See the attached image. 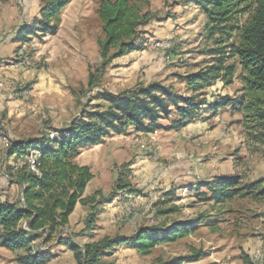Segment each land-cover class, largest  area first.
<instances>
[{"label": "rangeland", "instance_id": "rangeland-1", "mask_svg": "<svg viewBox=\"0 0 264 264\" xmlns=\"http://www.w3.org/2000/svg\"><path fill=\"white\" fill-rule=\"evenodd\" d=\"M100 1L69 0L54 31L44 30L34 20L39 0L28 6L22 3L25 13L31 10L25 21L35 30L7 63L20 69L17 78L0 80L1 199L16 203L21 199L18 170L36 153L29 149L26 157L7 156L11 142L41 136L56 139L72 121L88 120L89 112L107 107L101 93L160 83L178 94H195L206 104L178 127L170 126L179 117L172 107L150 132L134 127L110 130L101 142L81 148L75 161L93 174L84 195L100 191L112 200L96 207L92 223H87L90 207L78 203L56 235L82 246L105 236L132 237L145 227L180 225L192 233L158 244L149 254L137 252L131 244L110 246L96 264H204L210 258L216 264H245L244 256L251 264H264V196L238 194L214 202L203 186L225 175L237 176L242 184L264 179V143L246 134L238 111L222 107L212 114L214 101L233 97L240 87L237 65L231 84L217 80L196 93L187 85L185 76L210 59L207 51L213 41L205 34L206 15L192 0H130L151 16L139 40L142 47L108 61L100 72ZM158 41L166 42L163 49L157 48ZM90 73L97 78L92 87ZM119 182L129 183L136 192L118 189ZM42 238L31 244V252L45 260L42 264H79L66 243H44ZM192 247L204 255L193 260ZM26 253L0 246V264H23L19 257Z\"/></svg>", "mask_w": 264, "mask_h": 264}, {"label": "trees", "instance_id": "trees-1", "mask_svg": "<svg viewBox=\"0 0 264 264\" xmlns=\"http://www.w3.org/2000/svg\"><path fill=\"white\" fill-rule=\"evenodd\" d=\"M206 15L205 34L213 41L207 55L210 59L195 73L185 76L188 87L194 93L202 92L205 86L220 80L228 85L235 75V64L239 69L236 76L240 87L233 97H219L211 104L213 115L222 107H230L241 115L246 134L264 143V0H192ZM69 0H39L38 20L44 30L54 31L60 10ZM101 22L102 37L97 39L98 51L102 59L100 72L105 64L142 47L144 28L151 16L142 5L130 0H101L97 8ZM50 21L55 22L50 25ZM27 26V27H26ZM19 31L16 41L23 42L34 32V27L26 25ZM234 59V63H228ZM99 72V73H100ZM97 83L93 73L89 74L88 86ZM197 95L178 94L169 86L150 83L146 86L124 90L120 93L103 92L100 97L107 107L88 113V120L72 121L69 129L60 137H34L28 142L13 141L7 156L16 158L35 153L31 164L26 161L18 170L17 182L21 184V199L11 202L0 197V246L27 253L19 257L23 264H42L45 260L31 252V244L43 236V242L56 240L58 244L69 246L79 264H96L110 246L131 244L141 254H149L158 244L173 241L192 233L190 227L141 228L132 237L105 236L98 241L82 246L71 245V241L56 235L68 224V217L75 205L89 206L91 212L87 223L95 219L94 210L112 198H105L99 192L85 196L87 184L93 174L87 165H79L75 158L81 148L95 145L110 130L134 127L150 132L159 125V118L167 117L171 108L178 118L171 122L178 127L189 120L192 113L204 100L197 101ZM214 202H224L235 195L264 196V179L241 183L237 176H218L211 183L205 182ZM118 189L136 192L129 183L119 182ZM97 195L99 196L96 199ZM164 213V212H163ZM193 260L204 255L201 250L191 248ZM191 255V256H192ZM244 256V263L251 264Z\"/></svg>", "mask_w": 264, "mask_h": 264}, {"label": "crops", "instance_id": "crops-1", "mask_svg": "<svg viewBox=\"0 0 264 264\" xmlns=\"http://www.w3.org/2000/svg\"><path fill=\"white\" fill-rule=\"evenodd\" d=\"M35 1L38 4V0ZM22 3L28 6V3L33 4V0H12L11 2H0V80L2 81L7 80L9 77L17 78L18 72H20V69H13L14 65H7V63H9L10 59L15 58L14 55H16L20 46V42L15 40L19 31H21L26 25H29V22H26L25 19L28 18L27 16L31 10L26 9L27 13H25ZM26 6L25 8H27ZM9 103L10 102L7 101L6 105ZM206 262L207 263L204 264H216L211 258ZM194 264L200 263L195 261ZM201 264L203 263L201 262Z\"/></svg>", "mask_w": 264, "mask_h": 264}, {"label": "built area", "instance_id": "built-area-1", "mask_svg": "<svg viewBox=\"0 0 264 264\" xmlns=\"http://www.w3.org/2000/svg\"><path fill=\"white\" fill-rule=\"evenodd\" d=\"M166 45V42H160L158 41V45H157V48H164ZM5 142L9 143V140L7 138H5Z\"/></svg>", "mask_w": 264, "mask_h": 264}, {"label": "bare ground", "instance_id": "bare-ground-1", "mask_svg": "<svg viewBox=\"0 0 264 264\" xmlns=\"http://www.w3.org/2000/svg\"><path fill=\"white\" fill-rule=\"evenodd\" d=\"M32 162H33V160H30V164H31V169H33V167H32Z\"/></svg>", "mask_w": 264, "mask_h": 264}]
</instances>
